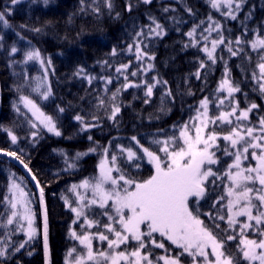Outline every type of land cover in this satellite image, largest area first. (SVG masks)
Listing matches in <instances>:
<instances>
[{
    "label": "snow or ice",
    "instance_id": "snow-or-ice-1",
    "mask_svg": "<svg viewBox=\"0 0 264 264\" xmlns=\"http://www.w3.org/2000/svg\"><path fill=\"white\" fill-rule=\"evenodd\" d=\"M19 0H11L15 5ZM179 2V0H178ZM246 0H208L212 9L219 11L225 19L233 21L238 19ZM47 4L48 0H44ZM140 4L151 5L153 0H137L135 7ZM80 11L85 12L88 8L97 15L100 14L99 0H92L87 4L86 0H80ZM104 7L109 14L114 10V0H104ZM134 5L129 0L125 5L127 12L133 11ZM189 14L192 9L186 7ZM163 13H174L176 8L162 7ZM10 9L5 7L0 11V23L5 28L10 27L7 15ZM248 16L244 19L247 20ZM120 16L116 12V17ZM170 18L180 23L175 16ZM243 24V21H241ZM206 25V26H205ZM27 27V25H21ZM39 32V28L30 29ZM179 31V28H177ZM231 30H229L230 32ZM215 32L216 36L212 37ZM168 34L164 24L153 14H147V22L139 26L133 24L132 43L126 45V51L133 53L137 61H154L155 55L148 49L151 43L163 38ZM188 43L185 48L201 46L200 50L206 54L207 60L216 63L215 55L220 46H225L227 52L235 57L245 52L244 45L250 44L253 51H257L259 59L253 69L251 78L257 83L261 96L264 97V35H258L256 39L248 40L247 29L235 40L226 38L223 34V25L211 14L205 20L186 33ZM235 45V47H234ZM19 50L13 46L10 55ZM117 48L113 47L110 55H119ZM223 59V57H220ZM250 59V57H249ZM29 61L38 62L41 65L45 77L37 78L34 91H40L45 78L51 67V59L45 60L39 49H30L24 53L21 63ZM104 65L111 67L108 61ZM131 61L120 64L115 72L122 75L124 83L112 92L110 99L115 101L117 94L130 87H141L128 79V70ZM208 65L205 61H199V67L192 74L196 79H201V70ZM154 69L153 63H147L146 67L132 71L130 75L147 73ZM54 72V69H53ZM228 69L225 66V74ZM91 84L96 77L89 76L83 68H78L75 75L81 76ZM104 80V92L107 94V85L111 84V77H101ZM25 83L32 85L27 74ZM145 92L144 103H150L157 86H164V95L172 96L171 89L167 87L168 81L159 77H153L152 82L142 81ZM18 86L17 90H20ZM227 92V96H217L215 101L205 96L195 108L196 115L190 117V123L179 126V135L173 133L161 140L154 138L149 146L141 143L137 136L130 139L134 146L124 147L119 145V154L123 157V166L118 162L117 154L109 153L112 142L103 147L102 159L97 167L99 175L93 180H83L79 185L73 184L72 190H90L91 197L76 191L77 206L72 207L65 198L66 205L75 214L76 224L81 217L82 231L78 233L70 229V236L83 246L78 250L73 247L67 254L65 264H69L67 257H72L71 264H264V115L259 116L256 124H251L250 113L261 108L255 102L241 108L239 100L233 96L241 92L238 84H233L229 78L222 79L217 92ZM42 99L47 100L52 95L50 85L40 91ZM189 95H193L189 91ZM247 94H245L246 96ZM20 100L29 109L34 117L47 129L48 132L61 136L54 118L45 114L36 101L28 96H21ZM228 100L227 107L230 110H221ZM98 106L103 107L106 101L97 97ZM214 104L218 115L209 114V106ZM15 107V105H14ZM19 112V108L16 109ZM58 111L63 113L64 108ZM121 111L120 106L113 103L111 115L108 119L115 121ZM233 117L235 118L233 120ZM74 119L83 128L96 127V124H87L82 115L77 114ZM94 120L98 117H93ZM248 122V123H244ZM213 125L209 128V125ZM219 124L230 126L227 134L221 135ZM34 129L37 124L31 125ZM33 137L37 132L32 133ZM8 136L12 144L17 143V136L10 130ZM88 139L91 141L92 137ZM227 142L223 147L218 141ZM96 147L89 148L88 152H96ZM220 152L222 155H217ZM0 153L14 157L25 169L31 172L28 164L13 151L0 149ZM162 154V155H161ZM86 153H76L70 159L65 155L66 168H75V160ZM229 158L230 163L223 159ZM151 165V174L146 178H138L126 168L139 170L144 162ZM244 161H248L245 165ZM254 162V163H253ZM219 166V167H217ZM116 173V175H113ZM14 175V174H13ZM39 188L38 200L42 206V234L45 264H50L48 243V217L47 209L44 208V188L40 186L36 176H32ZM220 182L218 184L217 182ZM227 181V183H225ZM223 186L224 192L218 198L213 197L217 187ZM210 189L212 191H210ZM10 196H6L9 208H6V218L0 221V228L4 230L0 237V264L11 259L21 249H25L30 242L34 241L40 233L36 226L35 212L28 207L31 202V194L26 192L20 183L14 180L10 184ZM212 199L210 210L202 212L201 200L205 203ZM227 201L225 204L224 201ZM98 208L100 211L95 218L89 219L84 209ZM23 209V211H21ZM215 210V211H213ZM201 217H206L209 223ZM243 217L244 219H240ZM25 221L27 227L20 221ZM222 223L225 226L222 227ZM17 225L10 228L9 226ZM95 228L94 232L88 229ZM17 232H24L27 239L15 242L12 240ZM106 242L107 247L95 250L93 241ZM234 245L235 251L229 247ZM154 249H162L164 254L155 255ZM175 253V254H173ZM31 256L32 252L29 251Z\"/></svg>",
    "mask_w": 264,
    "mask_h": 264
},
{
    "label": "trees",
    "instance_id": "trees-1",
    "mask_svg": "<svg viewBox=\"0 0 264 264\" xmlns=\"http://www.w3.org/2000/svg\"><path fill=\"white\" fill-rule=\"evenodd\" d=\"M128 2L129 0H114V10L109 14L104 7V0H99L101 11L97 15L91 8L81 12L80 0H48L47 4L44 0H19L15 5L11 4V0H0V11L5 7L10 9L7 19L11 25L5 28L0 23V149L16 152L28 164L31 175H35L40 186L44 188L50 264H64L66 251L76 245V241L69 235L74 214L66 208L64 199L72 203L74 196L70 187L86 179L93 180L97 174L99 159L103 155L102 149L109 145V141L112 142L109 153L117 154L118 162L123 164L118 146H134L130 139L132 136H137L147 147L154 138L163 140L173 133L178 135L179 126L188 123L190 117H194L195 108L201 99L208 96L215 101L217 96L222 98L227 96L226 90L216 91L221 80L225 78H229L233 84H238L241 88V92L233 94L235 99L239 100L241 108L252 102L261 106L250 113L251 124H256L259 116L264 115V97L261 96L257 83L251 78L259 55L257 51L251 49L250 44L244 45L245 52L235 57L227 52L225 46H220L215 53L217 57L215 64L208 61L206 54L200 50L202 45L184 47L188 43V37L184 33L201 20L206 21L209 14L221 22L224 36L233 41L236 36L244 33L245 26L248 40L264 35V0H246L235 21L225 19L219 11L212 9L208 0L179 2L153 0L151 5L140 4L138 7H135L137 0H131L134 5L131 13L125 9ZM86 3L91 4L92 0H86ZM169 5L175 7L176 12L163 13L162 7ZM186 7L192 9V14L185 10ZM116 12L120 13L118 18ZM148 13L155 15L164 24L168 34L151 43L148 50L155 55V60L141 62L135 59L133 53L126 51V45L132 43L133 24L139 26L146 23ZM249 13L251 15L245 20L244 17ZM171 16H175L181 22L176 23L166 18ZM32 28H39L40 31L33 32L30 30ZM215 36L216 33L213 32L212 37ZM13 46L19 51L10 55ZM113 47L120 53L115 57L110 55ZM30 49H39L42 56L51 59L52 71L48 85L51 86L52 95L47 100L42 99L40 95V91L47 86L45 82L40 91L33 90L36 79L42 77L39 64L35 61L21 63L24 53ZM104 61H108L111 67L104 65ZM130 61L128 79L135 84H141V87L122 90L117 94L115 101H112L110 99L112 92L124 83L123 76L116 73L115 68ZM199 61H205L208 66L201 70V79L198 80L192 74L199 67ZM147 63H153L154 69L136 77L130 75L132 71L146 67ZM78 68H83L87 75L96 79L89 84L84 74L75 75ZM25 74L32 81L31 86L25 83ZM101 77L112 78L113 82L107 85V94L104 92L105 82L100 79ZM153 77L168 81L167 87L171 89L172 96L164 95V86H157L150 103L145 104L142 81L152 82ZM18 86H22L19 91ZM189 91L193 95H189ZM22 95L36 101L45 114L54 118L62 132L61 136H51L41 128L34 129L31 126L30 118L21 109L19 112L16 110ZM97 97H102L106 101L103 107L98 106ZM113 103L121 108L115 121L108 119ZM227 105L228 100H225V106L221 110H230ZM59 107L65 111L60 113ZM77 114L82 115L87 124L97 126L83 128L74 119ZM209 114L218 115L214 104H210ZM93 117L98 119L94 120ZM212 127L213 125L209 128ZM218 128L223 135L227 134L230 126L219 124ZM9 130L17 136V143L12 144L8 136ZM33 132H37L35 137L32 135ZM89 136L92 137L91 141L88 139ZM218 143L223 147L227 142L221 140ZM92 147H96V152H88ZM78 152L86 155L74 161L75 168H66L65 155L71 162ZM217 155L222 153L218 152ZM223 159L231 162L227 157ZM123 166L126 167V164ZM126 170L138 178H146L151 174L152 168L145 161L139 170L135 168ZM16 176L20 178V184L25 191L30 195L34 194L31 195L30 205L35 212L36 226L40 228V233L25 249L4 261V264H44L37 197L22 172L2 157H0V221L6 218L5 197L8 194L9 181ZM217 183L220 184L219 181ZM223 192L224 188L221 185L215 189L213 197L218 198ZM212 202V199L206 203L201 200V211H209ZM98 212L99 210L93 209L88 214L95 218ZM201 218L205 223H209L206 217ZM16 226L14 224L9 227ZM88 231L94 232L95 228ZM3 233L4 230L0 228V237H3ZM25 239L23 232H17L12 236V240L17 243ZM99 245L95 241V247ZM229 247L235 251L234 245L230 244ZM29 251L32 252L31 256L28 255ZM153 251L155 255L164 254L162 249Z\"/></svg>",
    "mask_w": 264,
    "mask_h": 264
},
{
    "label": "rangeland",
    "instance_id": "rangeland-1",
    "mask_svg": "<svg viewBox=\"0 0 264 264\" xmlns=\"http://www.w3.org/2000/svg\"><path fill=\"white\" fill-rule=\"evenodd\" d=\"M42 57H43L45 60L49 59V58H46V57H44V56H42ZM37 63H38V62H37ZM38 64H39V63H38ZM39 66H40V69H41L42 77H45V73L43 72V70H42L40 64H39ZM51 71H52V68L50 67V68H49V71H48V73H47V76H46V78H45V81H44L47 85L50 83V73H51ZM18 108L21 109L22 112H24V113L30 118L32 124L35 123V124H37V127H39V128H41L42 130H44L47 134H49V135H51V136H56L54 133L48 132L47 129L44 128V126H43L42 124H40V122L36 119V117H34V116L32 115V113L29 111V109L26 108V107L24 106V104H23V102H22L21 100H20L19 103H18ZM195 115H196V114H195ZM195 115H194V116H195ZM190 122H191V121H189L188 123H190ZM244 123H246V122H244ZM210 126H211V124L209 125V127H210ZM178 135H179V132H178ZM102 156H103V155H102ZM102 156H101V158L99 159V161L102 159ZM98 163H99V162H98ZM253 163H254V162H253ZM244 164L247 165V164H248V161H244ZM98 175H99V169H97V174H96L95 177H97ZM113 175H114V173H113ZM19 179H20V178H18V176H16L15 179H12V178H11V180L9 181V184H8V194H7V196H10V195H11V193H10V191H9L10 184L13 182V180H14L16 183H20V180H19ZM81 182H82V181H81ZM81 182H79V183L76 184V185H79ZM70 188H72V187H70ZM76 191H79L81 194L86 195V198H90V197H91V192H90V190H86V189H77ZM76 191H73V190H72V194H73V196H74V199H73L72 203H71L70 200H68V202L71 204L72 207H76V206H77V195H76ZM64 203H65V199H64ZM30 204H31V203L28 204V207L32 209V207H31ZM65 206H66L67 209L70 210V208L66 205V203H65ZM6 208H9V209H10V206L8 205V202H7V201H5V210H4L5 217H6V215H7V213H6ZM93 209H97V210H99V209L96 208L95 206H94L92 209H84V211L87 213L89 219H92V218L90 217V215H89L88 213H89L91 210H93ZM32 210H33V209H32ZM21 211H23V209H21ZM99 211H100V210H99ZM73 214H74V213H73ZM74 219H76L75 214H74V218H73V220H74ZM240 219H244V218L241 217ZM82 222H83V217H81L80 220H79L76 224H73V222H72L71 229H74L75 231H77L78 233H80V232L82 231V229H81V227H80V224H81ZM20 223H21V224H24L25 228L27 227L25 221H22V220H21ZM23 234H24L25 238L27 239V236L25 235L24 232H23ZM69 235H70V233H69ZM70 237H71V236H70ZM71 239H73V238H71ZM73 240H74V239H73ZM75 241H76V240H75ZM95 241H97V242L100 244L98 247H95ZM93 245H94V249H95V250H101V249H105V248L107 247L106 242H100L99 240H94V241H93ZM74 247H76L78 250H80V249L83 248V246L80 245L78 241H76V245H75ZM72 248H73V247H72ZM72 248H70L69 250L66 251L65 256H64V264H65V260H66V254H67ZM67 259H68V261H69V264H71L72 257H67ZM89 264H91V262H89Z\"/></svg>",
    "mask_w": 264,
    "mask_h": 264
},
{
    "label": "water",
    "instance_id": "water-1",
    "mask_svg": "<svg viewBox=\"0 0 264 264\" xmlns=\"http://www.w3.org/2000/svg\"><path fill=\"white\" fill-rule=\"evenodd\" d=\"M0 157H2L4 159L8 160L9 162H11L12 164H14V166L22 172V174L24 175L27 182H29V184L31 185V187H32V189H33V191L37 197V200H38L39 188L36 186V181L32 180L31 173L27 169H25L23 167V165H21L19 163V161L17 159H15L14 157H10V156L4 155V154H0ZM38 206H39L40 219H41V237H42V243H43V234H42V211H43V209L39 203V200H38ZM43 207L45 208V204ZM43 255H44V249H43ZM44 264H45V257H44Z\"/></svg>",
    "mask_w": 264,
    "mask_h": 264
}]
</instances>
